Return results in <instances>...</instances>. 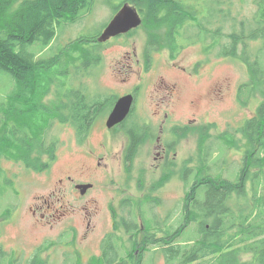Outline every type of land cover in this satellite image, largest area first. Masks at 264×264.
Instances as JSON below:
<instances>
[{"label":"rangeland","instance_id":"rangeland-1","mask_svg":"<svg viewBox=\"0 0 264 264\" xmlns=\"http://www.w3.org/2000/svg\"><path fill=\"white\" fill-rule=\"evenodd\" d=\"M222 1V5L225 1L230 5L223 6L220 11L230 14L215 17L217 19H213L210 25L213 29L220 26L223 34L221 44H228L227 34L239 28V21L249 20L257 6L255 0ZM122 2L123 0H94L88 13L58 29L54 40L43 52L38 44L28 48L38 54L37 58L46 59L54 54L60 57L58 65L45 82L47 94L39 100L43 110L40 123H49L43 128V142L44 145L49 144L54 148L55 158L47 165L49 156H41L33 151L16 160L0 145V264H80L74 248H66L61 244L62 239L55 238L60 226L63 228L74 220L68 218L65 222L63 219L57 223V227L50 230L48 221L42 222L40 218V214L47 218L52 213L47 209L44 198H48V204L56 208L53 210H68V213H71L69 215L77 219V223L79 218L87 213L86 209L91 211L97 229L88 234L87 239L78 237L76 242L82 245L91 240L95 254L99 253L98 244L103 247L105 240L110 243L118 236L116 242L120 257H116L117 260L111 264H165L160 253L151 255V245L142 256H135L136 250L131 248L130 233L135 224L143 222L141 212L146 220L152 217L156 225L154 229V224L148 222L146 232L139 236L137 233L138 238L151 233L155 234L156 238H161L165 234L163 231H157L156 226L164 231L169 229V233L179 226L183 216L182 200L186 189L194 182L193 175L197 178L210 176L234 181L240 170L241 154L247 151L249 146L238 129L245 120L253 116L257 102L262 100V92L258 91L256 98L247 106L241 107L237 103L238 89L251 78L243 55L225 56L224 50L216 43L212 44L210 41L213 39L205 35V38L186 43L178 50L177 55L172 56L170 46L166 44V29L161 28L157 32L158 50L150 54L151 61L147 63L144 49L148 36L143 16L137 12L141 19L138 27L130 30L120 40L96 51L95 54L98 53L102 58L100 64L88 70H85L84 65L80 68L82 60L73 42L84 35L92 36L102 31L116 15L115 12ZM20 3L21 0L16 2L10 11L16 10ZM194 6L193 3L187 5L191 11L194 9L193 14L200 17L205 15L204 8L196 9ZM232 17H235L234 21ZM213 41L216 42L215 39ZM210 45L213 48L208 50L206 46ZM259 45L258 43L252 47L259 48ZM78 47L92 48L89 44H81ZM125 59L130 65L124 62ZM139 81L145 82V85L139 90L140 101L134 113L125 121L126 127L109 130V136H106L104 123L116 102V97L130 93ZM10 88L11 82L1 77L0 103L9 95ZM78 97H81L86 107L87 104L98 105V116L87 138L76 135L77 132L62 123L56 114L60 105L69 106L74 110L73 104ZM158 109L161 110V115L155 118ZM88 112L89 110L85 109L81 115L86 116ZM164 114L168 115L167 123L179 124L180 128L174 138V153L177 158L166 173L169 180L157 192L152 187L161 179V169L158 168L160 161L155 157V153L157 154L159 145H165L167 132H159L158 143L155 133L140 148L133 164V172L126 173L118 159L123 158L120 153L128 138L130 124L136 121L135 117L162 123ZM22 121L26 124L29 119L14 114L7 119L9 126H15V122ZM36 127L37 124L33 130ZM0 132H3V129ZM2 135L0 133V141ZM39 135L40 132H37V137ZM202 135L209 137L205 152L203 147L202 151L199 148ZM14 150L21 154L20 150ZM91 150L95 151L97 157L104 159H92L88 153ZM35 155L40 157L36 158ZM102 171L108 176L106 183L97 182ZM260 171L264 173V166ZM67 176H72L73 182L67 183ZM60 180H63L62 184L59 183ZM138 181L142 184L141 187ZM86 182L95 185V188L81 198V189L72 187L74 184ZM244 191L247 200L246 197L249 198L251 194L249 182L246 183ZM50 194H53L51 198ZM158 197L160 200H157ZM154 201H159V204ZM83 208L85 209L82 210ZM32 211L35 212L34 216ZM119 214L123 216L124 221H120ZM195 226L196 224L190 223L187 226L190 229L186 230L182 237L174 239V244L190 240L195 233ZM54 239L56 243L51 242ZM131 250L132 257L129 256ZM107 255L112 257L108 253ZM88 256L84 254L83 262ZM251 257L244 255L241 260L249 262ZM96 261L95 257L88 260L90 264H95Z\"/></svg>","mask_w":264,"mask_h":264},{"label":"trees","instance_id":"trees-1","mask_svg":"<svg viewBox=\"0 0 264 264\" xmlns=\"http://www.w3.org/2000/svg\"><path fill=\"white\" fill-rule=\"evenodd\" d=\"M18 1L0 0V78H7L11 82V92L0 103V130L3 129L0 132L3 134L0 145L16 160L33 151L41 156L47 154L50 161L46 164L49 165L54 160L55 153L51 145H44L43 128L49 123H40L43 110L39 100L47 94L45 82L58 65L60 57L54 54L46 59L37 58L38 54L28 48L38 44L43 52L54 40L58 29L88 13L94 0H21L16 10L10 11ZM126 2L137 8L143 16L149 39L146 52L158 50L157 32L161 28L166 29V44L170 46L172 56L177 55L178 50L186 43L208 35L211 40H216L210 42L220 46L225 56L243 55L248 64L251 78L238 89L237 103L245 107L256 98V92H262V100L257 102L253 116L245 120L238 129L249 148L241 154L242 163L234 181L210 176L197 178L193 175L194 182L188 186L182 200L183 216L177 229L169 233V229L164 231L156 226L157 231H163L165 236L156 238L153 233L145 234L140 243L136 242L137 233L134 229L130 233L131 248L135 249V246L141 244L142 255L151 245V255L160 253L165 264H264V173L260 171L264 166V0H255L257 10L252 17L247 21H239V28L227 34L228 44H221L223 34L220 26L213 29L210 25L213 19H217L215 17L222 14L229 16V12L220 11L229 4L228 1L222 5V0H188L196 9H205L202 17L193 15L192 7L191 11L186 3L182 4L177 0H123L122 4ZM232 18L234 21L235 17ZM100 33L101 30L73 42L80 53L81 63L89 64V68L102 59L98 53L95 54L101 48L95 41ZM92 42L97 45L89 49L78 47ZM257 42L260 44L259 48H253L252 45L258 44ZM206 48L211 50L213 46ZM75 106L76 101L73 104L74 110L66 105L58 106V119L62 123L79 120ZM87 109L88 114L80 120L84 125L98 116L97 104H87ZM13 114L28 118V123L15 122V126H9L7 119ZM36 124L38 127L33 130ZM37 132H40L38 137ZM76 132V135L82 137L88 130ZM207 139L209 137L202 135L200 151L201 147L203 152L207 150ZM14 149L20 150L21 154ZM38 155H35L36 158L40 157ZM168 180L169 177L166 176L158 185L162 186ZM247 182L250 184L251 194L245 200L244 188ZM142 220L145 231L148 222L154 224L151 218L146 220L142 216ZM190 223L196 224L194 235L190 240L175 245V240L190 229L187 227ZM117 238L118 236L110 243L105 240L103 249L106 250H103V256L106 264H111L117 260L116 257H120ZM132 250L130 257L133 256ZM244 255L252 256L251 260L242 261L241 256Z\"/></svg>","mask_w":264,"mask_h":264},{"label":"flooded vegetation","instance_id":"flooded-vegetation-1","mask_svg":"<svg viewBox=\"0 0 264 264\" xmlns=\"http://www.w3.org/2000/svg\"><path fill=\"white\" fill-rule=\"evenodd\" d=\"M177 1H179L182 4H184V3H186L187 5L189 4L188 0H177ZM124 4H127V2L121 4L118 7V10H116L115 14L118 13V11L121 9V7ZM128 5L132 6L130 4H128ZM134 9H136V11L139 13V10L137 8L134 7ZM140 15H141V13H140ZM193 15H195V14H193ZM195 16H199V15H195ZM124 35L125 34L119 35V36L114 37V38H110L108 41L103 42V43L98 42V37H99L98 36L95 39V41L97 43H99V46L102 48L105 45H107L109 43H112L113 41L120 40ZM97 43H93L92 42V43H84V44H89L91 47H93V46L97 45ZM148 43H149V39L147 37L144 52L146 51V48L148 49ZM152 53H154V52H151V53L145 52V61L147 63H149V61H151L150 54H152ZM124 62L127 63L128 65H130L128 60L125 59ZM83 65H84L85 70L90 69L88 67L89 64L84 63V62L81 63L80 68ZM148 65L149 64L146 65V69H148V67H149ZM151 66H152V64H151ZM128 70H130V71L132 70L130 66H128ZM139 75H140V73H139ZM143 85H145V82L139 81L138 83H136L133 86V89H131L130 93H126V94H124V95H122L120 97H116V102H117V100L119 98H121V97H124L126 95H132L131 109L129 111V114L127 115V118L123 122L115 125L114 127L110 128V129H108L106 127V121H107V119H106V121L104 123V125L106 127V131H105L106 136H109V130L116 129V128H119V127H126L127 124L125 123V121L128 119V117H130L134 113V109L137 107V104L140 101L141 92L139 90L141 89V87ZM112 95H115V94H112ZM80 98L81 97L77 98L76 106H75L76 107V112L79 114V116L81 115V113L85 109H87V107L85 106L86 105L85 102H83L82 99H80ZM114 98H115V96H114ZM116 102H114L111 111L113 110ZM79 105H81V106L79 107ZM158 107L161 108V104L160 103H158ZM111 111H110V113H111ZM160 115H161V110L158 109V111L155 112V118L160 116ZM167 117H168L167 114L163 115V119L164 120L162 121V123H157V122H155L153 120H148V119L139 118V117H135L134 118V120H136V121L130 124L129 133H127L128 138L124 142L122 150H121V153H120L123 156V158L121 160H120V158L118 159L119 164L123 166V169H124V171L126 173L133 172V164L135 162V158L137 157L138 151L140 150L141 147H143L145 145V143L149 140V138L152 137L156 133V135H157L156 136V140H158L159 139L158 137L160 135L159 132L164 131V132H167V134H168L167 140L165 141L166 143H165V145L164 144L159 145V147L157 149V154L155 153V157H157V159H159V161H160V165L158 166V168L161 169V177L160 178L162 179V178H165L167 176L166 173L168 172L169 166L177 158L175 156V153H174L175 152V148H176V141H175L174 138L177 137L176 136V131H178L179 128H180L179 124H176V123L169 124V123H167L166 122ZM84 118H85V115H81L79 120L68 121V123H66V122H64V123L69 125L71 127V129H73L74 131L84 130V129L88 130L86 135L83 136L84 138L85 137L87 138L89 130L93 127V125L95 123L94 121H95V119L97 117L95 119H93V120L91 119V121L88 122L85 125L82 124L81 121H80V120H83ZM158 142H159V140L157 141V143ZM101 148L105 149V147H102V146H101ZM88 153L93 157L92 159H94V158H95V160H103L104 159V157L103 158L102 157H97V155H96L94 150H91ZM171 153H172V155H171ZM96 158H99V159H96ZM97 165H99V163H97ZM104 168H106V167H104ZM98 178H99L97 180L98 183H104L108 179V176H107L105 171H102V173H99V177ZM160 180L158 181V183L160 182ZM65 181L67 183L68 182L71 183V182H73V177L72 176H67ZM59 183L62 184L63 180H60ZM158 183L152 187V189L157 191V192L165 184L164 183L162 186H159ZM138 184L141 187L142 184L139 181H138ZM79 185H91V187L86 188V190L82 193V188H80L81 190L77 189L78 188L77 186H79ZM94 186L95 185H92L89 182H86V183L74 184L72 188L73 189L75 188L76 190H79L81 198H84L86 196L85 194H87L88 191L93 190L95 188ZM189 189H191V187ZM52 196H53V194H50L49 198H51ZM157 200H160L159 197L157 198ZM47 201H48V198H44V202L47 204V209L51 210L52 213L47 218H45L44 214H40V218H41L42 222H45V220L48 221L47 225L49 226L50 230L53 229L54 227H57V225H58L57 223L61 222L63 219H65V222H67L68 218L69 219L71 218L72 220H74V221H72V223H68L63 228H61V226H60V231L57 233L55 238L57 239L59 237L60 239H62L61 244L63 246H65L66 248L67 247L71 248V249L74 248V251L78 253L77 260H79L80 264H90V262H88V260L92 259L93 257H95L96 260H97L96 261L97 263H95V264H104L105 263V262H103L104 261V256H103L104 255V252H103L104 249H103L102 246L100 247V244H98L99 245V253L95 254L94 251H93L94 247H93V243L91 242V240H90L89 243L87 242L86 244L83 243V241H81L83 243L82 245H79L80 242H76L78 237H81L82 239H87L88 234L94 232L97 229V223L95 222L96 220L93 218V216L91 214V211L86 209L87 213L83 214L81 219L79 218V221L77 223V219H74V217L70 216L69 214H71V213H68V210H62L61 212L59 210H53V209H56V208L51 207L50 204H48ZM146 202L148 203V202H151V201H146ZM158 202L154 201L155 204H159ZM90 203H94V202H90ZM124 205H127V204H124ZM84 209L85 208H83L82 210H84ZM144 211H145V209H144ZM181 213L183 214V206L181 208ZM32 215L33 216L35 215L34 211H32ZM119 215H120V221H124L122 219L123 216L121 217V214H119ZM79 216H80V214H79ZM140 217L142 218V212H141V216ZM82 218H83V220H82ZM80 220H81V223H80ZM152 220L153 219L151 217V221ZM75 222H76V224H75ZM59 224L61 225V223H59ZM45 225H42V226L45 227ZM124 225H126V223L123 224V226ZM134 229H135V233H138V236H139V234H144L146 232L142 222H140L138 225L135 224ZM138 236H137L136 242L140 243V242H142L143 238H145V235H141L140 239L138 238ZM132 241L134 242L133 238H132ZM51 242L52 243H56L55 239L52 240ZM78 246H80V249H78ZM140 248H141V244L138 245V246H135V250H136L135 251V256H142L140 254ZM141 253H142V251H141ZM84 254H88L89 255L85 262H83Z\"/></svg>","mask_w":264,"mask_h":264},{"label":"water","instance_id":"water-1","mask_svg":"<svg viewBox=\"0 0 264 264\" xmlns=\"http://www.w3.org/2000/svg\"><path fill=\"white\" fill-rule=\"evenodd\" d=\"M141 24L139 14L135 9H132L128 4H124L118 13L112 18V20L105 26L98 37V42H106L110 38L117 37L128 33L130 30L135 29ZM132 105V96L126 95L117 100L113 110L109 114L106 127L108 129L121 123L125 117L129 114ZM78 188H82V193L86 188L91 185H79Z\"/></svg>","mask_w":264,"mask_h":264}]
</instances>
